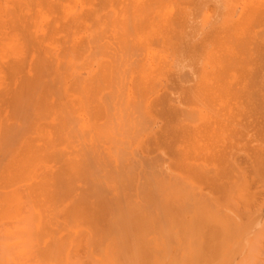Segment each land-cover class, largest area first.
Wrapping results in <instances>:
<instances>
[{
    "label": "rangeland",
    "instance_id": "obj_1",
    "mask_svg": "<svg viewBox=\"0 0 264 264\" xmlns=\"http://www.w3.org/2000/svg\"><path fill=\"white\" fill-rule=\"evenodd\" d=\"M0 264H264V0H0Z\"/></svg>",
    "mask_w": 264,
    "mask_h": 264
}]
</instances>
